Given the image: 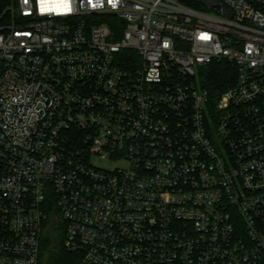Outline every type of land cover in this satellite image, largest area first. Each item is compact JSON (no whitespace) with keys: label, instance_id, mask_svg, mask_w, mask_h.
<instances>
[{"label":"built area","instance_id":"obj_1","mask_svg":"<svg viewBox=\"0 0 264 264\" xmlns=\"http://www.w3.org/2000/svg\"><path fill=\"white\" fill-rule=\"evenodd\" d=\"M1 17L0 264H39L53 217L70 264H264V0Z\"/></svg>","mask_w":264,"mask_h":264},{"label":"trees","instance_id":"obj_2","mask_svg":"<svg viewBox=\"0 0 264 264\" xmlns=\"http://www.w3.org/2000/svg\"><path fill=\"white\" fill-rule=\"evenodd\" d=\"M9 0H0V22L3 20L1 13ZM228 65L225 62L211 65V71L205 76V86L221 90L227 84L226 70ZM216 85V86H215ZM64 226L57 218L53 217L44 228L40 240L39 264H70L72 255L63 246Z\"/></svg>","mask_w":264,"mask_h":264},{"label":"rangeland","instance_id":"obj_3","mask_svg":"<svg viewBox=\"0 0 264 264\" xmlns=\"http://www.w3.org/2000/svg\"><path fill=\"white\" fill-rule=\"evenodd\" d=\"M105 163L109 166H118L121 168H125L128 166V162L125 160H121V161H117V162L107 160Z\"/></svg>","mask_w":264,"mask_h":264}]
</instances>
